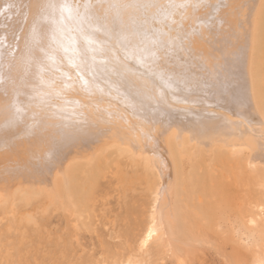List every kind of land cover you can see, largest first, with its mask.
<instances>
[{
  "label": "bare ground",
  "instance_id": "bare-ground-1",
  "mask_svg": "<svg viewBox=\"0 0 264 264\" xmlns=\"http://www.w3.org/2000/svg\"><path fill=\"white\" fill-rule=\"evenodd\" d=\"M66 2L85 20L59 8L44 18L37 0L0 2V213H12L10 226L19 222L7 196L10 190L15 198L27 191L29 181L38 184L35 189L43 185L38 191L47 190L50 202H72L108 162L112 146H123L145 161L142 168L141 160L135 162L132 171L141 170L153 194L141 246L159 239L183 262L181 244L202 242L217 217L202 196L225 190L237 196L245 165L257 171L264 164V0H218L201 14L202 2L190 0L181 36L175 28L160 30L155 15L185 1L143 0L149 4L144 9H120L115 26L107 4ZM164 33L171 35L164 38L166 46ZM84 36L94 43L88 45ZM140 36L148 39V48L138 47ZM66 47L86 54L90 63L95 55L92 74H77L66 61ZM89 47L95 51L86 52ZM28 50L34 57L30 65ZM159 54L168 63L166 73L155 66ZM35 60L47 69L41 75L50 86L40 83ZM184 86L194 91L186 93ZM34 87L45 94L43 103L33 97ZM119 170L115 166L114 176ZM178 186L188 192L189 203L176 207ZM228 193L224 198L233 196ZM232 198L229 205L237 202ZM254 206L250 230L264 231V193ZM190 208L209 222L193 224Z\"/></svg>",
  "mask_w": 264,
  "mask_h": 264
},
{
  "label": "rangeland",
  "instance_id": "rangeland-1",
  "mask_svg": "<svg viewBox=\"0 0 264 264\" xmlns=\"http://www.w3.org/2000/svg\"><path fill=\"white\" fill-rule=\"evenodd\" d=\"M179 1L184 2L185 0ZM197 1L202 2L201 4L196 3L199 7H203L202 9L198 7L199 14L206 11V8L210 9V4L218 2V0H205V3L204 0ZM227 8L225 3L224 10ZM170 9H163L162 12L159 10L160 12L156 13L155 17L159 19V25H161L159 29L164 28L163 32L164 30L170 32L175 28L177 34L181 36V30L178 28L179 25L181 27L185 23V21L182 22V17L186 14L183 11H186V8L180 7L179 12L178 7H174V11ZM172 12L175 13L172 14ZM152 23L151 25L156 28L158 24ZM174 31L170 34H176ZM177 34L176 36H179ZM167 35L164 33L162 38L164 45L168 44L167 40H164L168 38L169 35ZM181 39V44L184 45V36ZM139 40L140 49L148 48V39L140 36ZM64 52L66 61L70 64V60H73L70 58L74 57L75 53L69 48H67V53ZM178 53L181 54L180 51ZM163 60L164 56L159 54L155 66L164 68L163 71L165 70L166 73L165 67L168 63ZM108 77L109 74H106L104 78ZM181 88L186 93L194 91L193 86ZM112 149L113 152L108 162H104L94 173L91 185H88L81 197L76 196L75 200L70 203L50 202L47 190L41 191L43 185L39 184L41 186L35 189V185L37 187L38 184H32L31 181L28 182L30 187L27 186V191L25 189L20 191L25 190L21 193L23 197L19 192L15 198V194L10 190L11 193L9 192L7 197L11 201L8 204L14 203L19 222L15 223L16 227L15 224L10 226V221L13 219L12 213H0V264H125L128 260H131L132 264H255L260 260L264 262V231H251L250 228L253 225L249 220L254 217L255 203L263 201V161L259 162L261 165H258L257 171H252L250 164L245 165L244 180L236 185V189L239 190L237 192L235 189L237 196L232 194L233 197L231 190L219 193L213 191L212 196L201 195V199L209 202L214 208L213 211L217 217L213 220L211 227L206 228L207 235L201 238L202 242L188 240L181 244L178 252L182 256L185 255V260L178 262L176 256L170 255V251L161 246L159 239L150 242L147 247L141 246L140 241L147 222L150 221L153 194L151 188L146 185L144 176H140L141 170L137 173L132 171L133 164L141 160L140 157H133L131 151L124 149L123 146H112ZM141 162L139 168H142L145 163L143 159ZM115 166L121 170L116 176H114ZM186 187L189 192V185ZM201 187L204 189L203 186ZM182 188L185 190L184 186ZM33 189L36 191L34 192ZM39 189L42 193L38 191ZM182 190H177L179 197L177 204L174 203L176 207L187 205L186 202L189 203V198L186 197L188 192H182ZM224 192L226 194L229 192L228 194L233 198L226 196L237 202L234 200L236 203L231 202L232 205H229L230 200L227 197V199L224 198ZM214 194L216 197H213ZM219 205H221L220 208ZM231 206L236 207L231 210L232 208H229ZM189 212L193 224L200 225L209 222L206 218L199 219L200 214L194 215V210L191 208ZM8 229L10 232L6 235L5 231ZM225 241L228 242L225 243ZM237 250H240L238 255L235 252Z\"/></svg>",
  "mask_w": 264,
  "mask_h": 264
},
{
  "label": "snow or ice",
  "instance_id": "snow-or-ice-1",
  "mask_svg": "<svg viewBox=\"0 0 264 264\" xmlns=\"http://www.w3.org/2000/svg\"><path fill=\"white\" fill-rule=\"evenodd\" d=\"M190 2V0H185V3L180 4V5H171L173 7H186L187 4ZM97 4H107V8L105 9L106 15L108 12H113L114 13V18H113V22H114V26H115V22L119 19V11L122 8H136V9H144L146 7L149 6L148 3L143 2V0H96ZM37 7L41 13V15L44 18H47V13L49 10H52L53 12L57 10V8L60 9V11H69V12H75L77 15L81 16V20L84 21L85 17L83 15H81L79 13V9L78 7L73 9L67 2L66 0H37ZM91 7V5H86V8ZM90 19V18H89ZM35 31V29H34ZM135 35H139V32L134 31ZM117 35L119 36V32L117 33ZM84 39L86 41V43L88 45H91L92 43H94V41H92L90 39V37L88 36H84ZM122 39H125L124 37H122ZM153 43H156V41H153ZM41 51H43V49H41ZM65 51H67V49H65ZM74 53H75V58L70 61V63L72 64L73 67L78 69L77 74L79 75L80 72L83 71H87L89 74H92L93 69H94V62H95V55L91 56V61L92 63L89 62V57L84 54L83 56L81 55V53L76 50L75 48L73 49ZM95 49L89 47L86 49V52H94ZM24 56L26 57V63H28L29 65L34 61V57L31 55V50H28L27 52L24 53ZM46 59L51 61L52 64H55V57L54 56H46ZM35 63L37 65L38 68V75H41L43 72H45L47 69H45L42 65L41 62L38 60H35ZM81 79V83H83L84 85L88 84L87 80L83 79V76L80 77ZM40 83L41 84H48L49 86L51 85V81L46 82L41 75L40 78ZM44 93L40 92L39 90H37L34 87V92H33V97L38 99L39 103H43L44 102ZM33 97H30V99H32Z\"/></svg>",
  "mask_w": 264,
  "mask_h": 264
}]
</instances>
